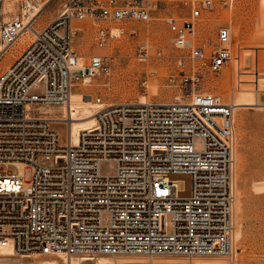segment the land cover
Masks as SVG:
<instances>
[{"label":"built area","instance_id":"1","mask_svg":"<svg viewBox=\"0 0 264 264\" xmlns=\"http://www.w3.org/2000/svg\"><path fill=\"white\" fill-rule=\"evenodd\" d=\"M158 2L64 0L45 26L30 22L32 38L0 74V246L13 255L237 264L236 105L202 91L201 78L231 67L237 85L248 82L244 74L256 85L260 72L243 67L250 56L231 41L228 26L218 28L212 50L209 37L195 40L204 14L219 5L230 12L234 0H187L190 17L170 18L174 45L190 49L196 62L189 67L179 58L178 75L169 77L181 100L105 102L84 88L111 72L104 49L124 33L122 24L150 21ZM6 14L0 0L7 50L28 18ZM91 24L100 51L82 54L74 39ZM138 56H150L147 43ZM75 91L97 105L94 124L77 142L63 138L40 109L60 107L67 118ZM258 92L264 108V89ZM104 160L116 162L115 173L101 172Z\"/></svg>","mask_w":264,"mask_h":264},{"label":"rangeland","instance_id":"2","mask_svg":"<svg viewBox=\"0 0 264 264\" xmlns=\"http://www.w3.org/2000/svg\"><path fill=\"white\" fill-rule=\"evenodd\" d=\"M30 1H33V5L40 2L44 6L38 17L34 19V25L38 28L55 18L64 2V0ZM186 3L187 0H159L150 21L123 23L124 33L104 49L112 57L111 72L96 77L90 83L91 86H84V88L93 92L94 95L102 96L105 102L138 101L141 96L148 101L180 99L183 94L178 87L169 83V77L171 74L178 75L179 58H182L187 66L190 65L189 67L196 62L189 58L190 49H180L174 45L175 32L168 23L170 18L182 23L190 17L191 8ZM28 8L27 0L4 2V9L8 10L6 19L12 15L28 16L26 12ZM203 17V22L196 32V42L209 37L211 44L208 45V49L212 50L218 45L216 38L218 28L228 26L231 31V41L235 46H242L244 47L242 50H246L244 58L247 59L249 57L247 54H251L246 61L243 60V67L247 70L250 68L254 70L257 67L260 72L257 84L254 85L256 88L241 93L240 88L253 87L250 81H255L254 75H242L241 78L248 82L237 85L233 82L231 67L220 77L205 71L201 78V90L211 91L222 101L234 102L236 105L234 115L237 158L236 204L239 205V212L236 215L237 232L235 231L238 248L236 263L264 264V108L257 105L260 101L258 91L264 89V0H234L230 12H226L219 5L205 13ZM92 26V24L89 25L88 30L78 33L74 39L75 48L82 54L100 51L91 34ZM30 34V37L20 36L0 54V74L22 53L32 38V33ZM142 43H147L150 49V56L146 59L138 56V48ZM238 98H242V102H238ZM244 98L246 100L243 101ZM56 110L59 116L65 118V111ZM68 122L69 120L65 119L53 123L63 138L67 136L65 131L68 128ZM40 162L43 163L45 160L41 158ZM116 169L117 164L114 161L104 160L100 163V170L104 174H113ZM10 170L15 168L10 167ZM30 171L26 169L27 179L30 177ZM21 256L14 254L12 260L4 259L2 264L36 263L45 258H55L40 255L31 258ZM113 259L129 260L115 257Z\"/></svg>","mask_w":264,"mask_h":264},{"label":"bare ground","instance_id":"3","mask_svg":"<svg viewBox=\"0 0 264 264\" xmlns=\"http://www.w3.org/2000/svg\"><path fill=\"white\" fill-rule=\"evenodd\" d=\"M6 0H4L5 2ZM49 0H46V2H48ZM28 3V11H26L28 13V16H25V20L28 18L27 21V28H25L22 32V35H24L25 37H30L31 36V31L29 30L30 28V22L33 21L36 17H38V15L41 13L42 9L44 8L43 4L39 2V4L37 5H33V1L31 2L30 0H27ZM7 4H6V9H7ZM26 9L24 8V11ZM6 13H8V10H6ZM4 51H6V48L0 44V54H2ZM246 55V54H245ZM247 55H251L250 53H248ZM248 57V56H247ZM250 61V60H249ZM246 80V79H243ZM251 82V81H250ZM92 83V82H91ZM242 85V84H241ZM253 87H249V88H240L239 91L241 93L248 91L249 90H253L254 84L252 85ZM140 100H138V102L140 103H145L148 100L144 97L141 96V98H139ZM177 100H181V99H177ZM246 100V98L243 99V101ZM161 102H170L168 100H162ZM238 102H242V98H238ZM61 109L60 107H42L40 108L43 112L46 113L47 117L50 118L51 120L54 121H58V120H65L68 119V128L65 131V134L67 135V137L72 138V140L74 142H77L79 135L82 133V131L87 130L88 128H90L94 122H95V118H94V113L95 110L97 109V105H95L92 101H90L89 99L85 98L82 96V93L80 91H75L72 94V104H71V108L69 109V114L67 118H64L63 116H59L56 113V109ZM62 110V109H61ZM235 123V121H234ZM237 164V163H236ZM236 215L239 212V205L236 204ZM237 218V217H236ZM237 223V222H236ZM237 232V229H236ZM235 232V236H237ZM5 256V257H4ZM12 256L13 252L12 249L10 247H3L0 246V264H2L4 259H11L12 260ZM62 257L64 255H61ZM21 257H28L26 255H22ZM119 260V259H118ZM113 259V257L111 256H98L92 260H88V259H81V258H76L73 257L72 259L68 258L66 259V257H64V260L58 259V258H45L42 259L38 262H22L19 264H62L67 262V264H124V263H129L131 261H134L132 259L129 260H121L118 261ZM21 261V260H20ZM171 261L174 260H165V263H170ZM17 264V262H15ZM14 262L12 264H15Z\"/></svg>","mask_w":264,"mask_h":264}]
</instances>
